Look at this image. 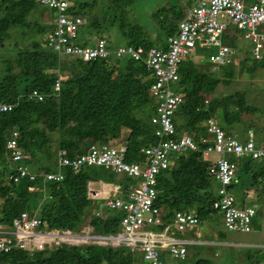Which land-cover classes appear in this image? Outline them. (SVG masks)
I'll list each match as a JSON object with an SVG mask.
<instances>
[{"label": "trees", "instance_id": "obj_1", "mask_svg": "<svg viewBox=\"0 0 264 264\" xmlns=\"http://www.w3.org/2000/svg\"><path fill=\"white\" fill-rule=\"evenodd\" d=\"M96 1L71 0L70 12L93 14ZM133 1L108 0L104 3L100 8V19L80 29V34L88 33L81 43L105 36L108 46L114 48L109 44L111 38L106 35L114 26L124 37L123 44L141 45L144 49L152 44L164 46L165 38L175 31L177 22L183 17L187 3L163 0L151 15L155 34L149 40L145 29L127 17V9ZM38 6L33 0H0V103L11 105L10 110L0 111V225L9 226L13 217L25 211L35 214L44 223L41 229L47 231L79 232L85 221L92 234H115L122 211L102 207L99 215H95L93 210L98 208V203L86 196V182L96 179L93 167L99 166H82L77 170L64 167L59 182L43 181L37 176L34 180L23 178L13 183L9 177L12 165L5 158L4 142L9 130L15 129L18 145L28 156L25 163L35 173L54 171L61 149L72 159L90 144H116V140L125 141L124 161L138 162L144 159L142 148L156 140L149 124L153 112V99L148 93L151 80L140 62L128 58L89 61L59 58L45 46L48 31L52 28L49 30L34 18V14L40 12ZM159 31L164 34L163 39ZM237 32L235 28L234 32L228 29L224 32V42L230 47L237 43ZM14 33L24 41L13 43L7 51L3 48L4 41ZM10 51L12 54L8 55ZM193 57L187 54L178 64L174 89L183 96V101L172 114L171 122L175 130L173 136L188 134L199 149L172 154L168 168L156 176L154 205L161 209L160 223L151 226L156 231L171 223L176 210L192 211L198 220L197 225L204 220L211 225L214 215L218 214L224 230L229 231L223 225L221 213L212 207L217 198L218 183L208 175L210 161L200 151L203 147L199 143L200 136L204 135L203 121L212 118L226 135L239 141L247 138L249 128L252 127L254 132L259 129L258 122L252 120L237 133L239 122L244 124L241 114L257 109L245 100L243 92L222 97L213 94L219 83H229L235 62L213 68L207 57L206 61H196ZM259 61L264 66V58ZM249 67L248 71L252 72L254 66ZM58 75L61 78L55 92L53 84ZM31 89L43 94V99L27 98ZM253 141L260 146L264 144V137L257 138L255 133ZM231 160L235 163L234 177L227 189L234 202L238 207L259 204L264 196V159L242 155L232 156ZM130 179L115 175L111 181L125 194L128 188L125 184ZM29 186L33 189L29 190ZM245 199L250 205H243ZM256 216L255 208L251 220ZM250 231L229 232L247 234L244 238L248 240ZM217 234L220 238L226 236L221 229H217ZM237 250H244L245 264H262L264 261L263 248L242 246ZM257 250L259 253L254 255ZM186 259L183 264H228L226 261L216 263L207 256L193 261ZM143 263L149 264L140 250L93 243L79 246L57 243L39 251L0 253V264Z\"/></svg>", "mask_w": 264, "mask_h": 264}, {"label": "built area", "instance_id": "obj_2", "mask_svg": "<svg viewBox=\"0 0 264 264\" xmlns=\"http://www.w3.org/2000/svg\"><path fill=\"white\" fill-rule=\"evenodd\" d=\"M33 1L54 13L46 47L59 58L81 61L128 58L142 64L151 80L148 93L153 99V112L149 124L156 140L142 148L144 159L138 162L124 161L125 141L122 140L116 144H90L72 159L61 149L54 171L35 173L25 163L28 156L18 145L16 130L10 129L4 142V154L12 165L9 177L13 183L23 178L34 180L37 176L43 181L59 182L63 178L64 167L77 170L82 166H102L115 175L122 174L135 179V182L128 186L125 194L115 185L112 191L115 194L105 197L101 196V190L92 187L90 180L86 182V196L91 201L102 199L98 208L93 210L95 215H99L102 207L122 211L117 233L92 234L89 226L88 230L79 232L63 229L47 231L41 229L44 223L35 214L23 211L12 218L9 226L0 225V253L11 250L39 251L57 243L71 246L93 243L140 250L143 259L149 264H183L186 257L185 242L172 234L196 226L198 220L195 214L176 210L170 224L160 231L151 229V226L160 223L161 213V209L154 205L156 176L168 168L172 154L199 149L190 135L173 136L175 130L171 116L183 101V96L172 87L178 79L177 67L187 54L193 55L196 48L204 46L216 48L215 53L207 55V61L213 68L234 63L235 48L221 39L231 26L244 32L242 36L251 43L250 54L254 59L264 58V0H183L187 3L183 17L177 22L175 31L166 37L164 46H150L147 49L131 44L110 48L104 37L94 38L92 44H82L78 30L87 22V17L71 14L70 0ZM220 13L226 21L218 20ZM60 78L58 75L53 84L55 92L58 91ZM28 97L41 101L44 95L32 89ZM10 108L11 105L0 103L1 112ZM203 126L204 135L199 138V143L203 145L200 151L210 161L208 175L218 183L217 198L212 207L221 213L227 230L248 232L252 230L251 219L255 208L238 207L227 189L234 177L235 163L231 157L244 155L252 159H264V144H255L251 130H247V138L242 141L226 135L212 118L203 121ZM28 189L32 190L33 187L29 186Z\"/></svg>", "mask_w": 264, "mask_h": 264}, {"label": "rangeland", "instance_id": "obj_3", "mask_svg": "<svg viewBox=\"0 0 264 264\" xmlns=\"http://www.w3.org/2000/svg\"><path fill=\"white\" fill-rule=\"evenodd\" d=\"M108 0H97L96 5L93 8V14H83L87 17V24L91 23L95 19H100V8L102 5L107 3ZM163 0H134L130 7L127 9V17L131 22H137L139 23L144 29L145 33L147 34V38L149 40H152L153 34H155V31L153 30V27L151 26V15L154 12V10L161 4ZM168 1H174V0H168ZM71 3V0H70ZM38 5V4H37ZM41 7L40 5L38 6ZM36 12V11H34ZM33 12V13H34ZM51 18H54L53 12L50 14ZM218 20L226 21V19L223 17V15L220 13L218 14ZM232 32H234V27L231 26L230 29ZM31 33V31H29ZM28 32V33H29ZM88 33L83 32L80 34V37L87 36ZM163 39L164 34L159 31L158 33ZM239 38L237 39V43L235 44V50H236V60L235 64L233 65V76L229 80L228 84L219 83L214 91V95L217 97H222L226 95H232L235 92H243L245 95V100L248 103H252L257 108L253 112H244L241 114V121L244 122V124L241 125V122H239L237 133L241 132V128H244L247 122H251L252 120H256L259 124V129L257 132H254V129L251 127L253 134L256 133L257 138L264 137V66H262V62L256 59H253L252 55L250 54V46L251 43L243 38L242 35H244V32L242 30L238 29L237 32ZM108 37H110V46L115 47L116 45H122L125 42L124 37L120 32L113 26L112 30L110 32L106 33ZM24 37V36H23ZM105 37V36H104ZM107 39V37H105ZM94 37L92 38V40ZM222 42H224V33L221 36ZM24 41V38H19L18 35L16 36L15 33L9 36L4 41L3 48L9 51L13 47V43L21 44ZM153 46L155 44H152ZM5 54L6 51H3ZM216 48L212 46H204L203 48L199 49L196 48L194 50V59L196 61H206V57L210 53H215ZM7 54V53H6ZM12 52H8V55H11ZM245 58V59H244ZM254 66V70L252 72L248 71L249 66ZM174 88V86L172 85ZM230 108H234L233 104H229ZM124 134V133H123ZM120 140H116L115 142H119ZM112 143V142H111ZM93 170L96 171L97 177L96 179H100L103 181H111L113 177H115V174L111 171L104 169L102 166L99 167H93ZM108 173L110 176H108ZM121 178H124V175L120 174L118 175ZM135 182V179H130V182ZM263 198V197H262ZM262 200V199H261ZM97 209V207H95ZM213 219L210 223L213 226L214 230L221 229L223 232L226 233V236L224 238L229 239L230 241H234V239L237 237L238 240L244 238L247 234H237L235 232H226L224 230L218 214L214 215ZM217 217V218H216ZM258 222H261L260 219H258ZM209 224V223H208ZM88 225L85 221L81 224V230H88ZM194 230L195 229H186L184 231H181L178 233L179 235H184L187 237H194ZM197 230L199 232H204L205 234H208L210 230L207 228V220L202 221L200 224L197 225ZM200 240V239H196ZM186 260L193 261L196 258L207 256L211 258L212 261L216 263H223L226 261L228 264H245V261L239 260V254H244V251H238L233 250L228 247H220L216 245H207L205 243L202 244H187L186 245ZM250 249L254 247H249ZM212 251H215L218 253L217 256H214L212 254ZM246 256V255H245ZM228 259V261H227ZM146 264V263H143Z\"/></svg>", "mask_w": 264, "mask_h": 264}, {"label": "crops", "instance_id": "obj_4", "mask_svg": "<svg viewBox=\"0 0 264 264\" xmlns=\"http://www.w3.org/2000/svg\"><path fill=\"white\" fill-rule=\"evenodd\" d=\"M39 9H40V12H38V14L35 13L34 18L39 23L45 25L46 27L48 26L49 27L48 29L50 30L52 28L51 24L53 22V18L50 17V14L53 11L51 9H47L43 6H41ZM53 15H54V13H53ZM48 33H49V31H48ZM92 42L93 41H91L90 44H92ZM90 181L92 182V187L94 189L101 190V196L102 197H105V196L110 195V194H115V193H113L114 192L113 187L116 185L115 182L103 181L100 179H92ZM133 183H134V181L130 182V183L128 182L125 185L130 186ZM101 200L102 199H97L95 201L99 204ZM238 204H240V203H238ZM243 205H250V203L245 199V204H243ZM251 205H253L256 208V214H257L256 217H257V219H260L261 222H258L256 217L253 218V220H252L253 227L249 233L250 235L248 234V237H249L248 240H245V238L238 240L236 237L234 239V241H230L229 239L224 238V237L220 238V236L217 234V230H214L213 226L209 225V224H207V228L210 230V232L208 234H205L202 231L199 232V230H197V225H196V226L191 227V228H186V229H195L194 230V237H187L184 235H179L178 233H180V232H174L172 234V236L176 237L177 239L184 241L185 246L187 244L205 243L207 245H216V246H220V247L225 246V247H228L230 249L234 248L235 250L240 249V247H242V246L254 247L257 249H261V248L264 249V196H263V198L259 204L253 203ZM226 232H229V231H226ZM197 238L200 240H196ZM236 247H238V248H236ZM256 253H259V250H257L254 253V255ZM212 254L214 256L218 255V253H216L215 251H212ZM261 254H263V253H261ZM245 257L246 256H244L243 254H239V260L241 259L242 261H245ZM261 263L264 264V261Z\"/></svg>", "mask_w": 264, "mask_h": 264}, {"label": "clouds", "instance_id": "obj_5", "mask_svg": "<svg viewBox=\"0 0 264 264\" xmlns=\"http://www.w3.org/2000/svg\"><path fill=\"white\" fill-rule=\"evenodd\" d=\"M39 5V4H38ZM44 7V6H43ZM71 7V6H70ZM46 8V7H45ZM48 9V8H47ZM80 15H83V14H80ZM85 24H87V22L85 23ZM84 24V25H85ZM52 25V24H51ZM84 25H82L80 28H79V30H78V38L80 39V41H82L85 37H80V33H79V31H80V29L84 26ZM228 30H230V28L228 29ZM227 31V30H226ZM48 35V34H47ZM239 37V36H238ZM95 38V37H94ZM166 39V38H165ZM94 40V39H93ZM92 40V41H93ZM225 43V42H224ZM90 44V43H89ZM45 46H46V42H45ZM153 46V45H152ZM154 46H156V45H154ZM229 46V45H228ZM234 48V47H233ZM32 90V89H31ZM27 98H29L28 97V95H27ZM29 99H33V98H29ZM230 185V184H229ZM229 185H228V187H229ZM254 207V206H253ZM255 208V207H254Z\"/></svg>", "mask_w": 264, "mask_h": 264}, {"label": "water", "instance_id": "obj_6", "mask_svg": "<svg viewBox=\"0 0 264 264\" xmlns=\"http://www.w3.org/2000/svg\"><path fill=\"white\" fill-rule=\"evenodd\" d=\"M229 187H231V185H229Z\"/></svg>", "mask_w": 264, "mask_h": 264}]
</instances>
